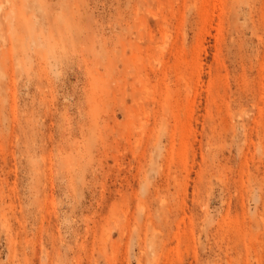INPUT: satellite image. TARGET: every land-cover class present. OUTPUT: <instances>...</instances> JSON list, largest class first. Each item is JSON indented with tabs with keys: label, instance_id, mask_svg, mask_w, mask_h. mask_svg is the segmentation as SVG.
Instances as JSON below:
<instances>
[{
	"label": "rangeland",
	"instance_id": "1",
	"mask_svg": "<svg viewBox=\"0 0 264 264\" xmlns=\"http://www.w3.org/2000/svg\"><path fill=\"white\" fill-rule=\"evenodd\" d=\"M0 264H264V0H0Z\"/></svg>",
	"mask_w": 264,
	"mask_h": 264
}]
</instances>
